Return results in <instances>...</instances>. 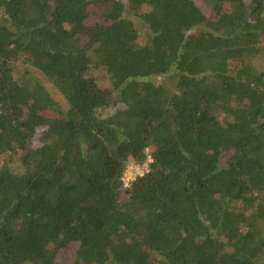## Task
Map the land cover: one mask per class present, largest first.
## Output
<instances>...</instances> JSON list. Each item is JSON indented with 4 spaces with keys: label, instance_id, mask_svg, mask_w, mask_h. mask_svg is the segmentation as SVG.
<instances>
[{
    "label": "trees",
    "instance_id": "trees-1",
    "mask_svg": "<svg viewBox=\"0 0 264 264\" xmlns=\"http://www.w3.org/2000/svg\"><path fill=\"white\" fill-rule=\"evenodd\" d=\"M204 3L0 0V264H264V0Z\"/></svg>",
    "mask_w": 264,
    "mask_h": 264
},
{
    "label": "rangeland",
    "instance_id": "rangeland-1",
    "mask_svg": "<svg viewBox=\"0 0 264 264\" xmlns=\"http://www.w3.org/2000/svg\"><path fill=\"white\" fill-rule=\"evenodd\" d=\"M195 2L197 4H199L203 10L206 11L207 15H209L210 11L209 9L205 6V3H204V0H195ZM126 16V15H125ZM127 17V16H126ZM127 18L133 20V22L138 21V19H135V17L133 16V14L129 15ZM96 21H99L100 22V18H96ZM137 29H138V32H139V38H138V42L137 44L139 46H144L147 44L149 38H148V31L147 29L141 24V23H137ZM257 45L261 46V47H264V39H260L259 43H257ZM253 61V65L257 68V69H262L264 67V54H261L259 55L258 57H255L252 59ZM23 61L20 62V66H19V70L20 71H17L16 75H17V78H21L22 75H23V71H24V65L22 63ZM241 64V61L240 59L238 60H233L231 61L227 68H228V71H233L235 69H237ZM97 76L98 78L102 79V81L104 82V84L111 88V84H110V81L106 75V72L104 70H101L99 69L97 71ZM152 81L156 82V83H160L161 82V79L159 77H153L151 79ZM48 89L53 93L54 97L58 100V101H61V98L58 94H56L53 89L51 88V86L47 85ZM112 112V109L111 108H105V109H101L97 112L98 115H103V116H107L108 114H110ZM8 156L5 155V154H0V166L4 163V160L7 158ZM76 247L75 245H71L69 246L65 251L61 252L57 258V262L59 264H74V261H75V250H76Z\"/></svg>",
    "mask_w": 264,
    "mask_h": 264
},
{
    "label": "built area",
    "instance_id": "built-area-1",
    "mask_svg": "<svg viewBox=\"0 0 264 264\" xmlns=\"http://www.w3.org/2000/svg\"><path fill=\"white\" fill-rule=\"evenodd\" d=\"M152 162V159L149 158L146 163L143 165H137L131 163L127 166L126 171L123 174L121 179L123 187L125 189L130 188L131 184L139 177H143L149 171V164Z\"/></svg>",
    "mask_w": 264,
    "mask_h": 264
}]
</instances>
